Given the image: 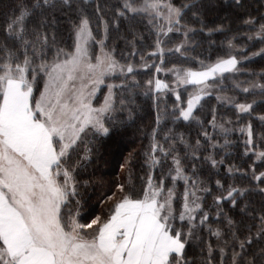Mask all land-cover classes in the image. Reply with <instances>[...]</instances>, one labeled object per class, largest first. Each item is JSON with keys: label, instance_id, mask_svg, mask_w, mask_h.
I'll return each instance as SVG.
<instances>
[{"label": "snow or ice", "instance_id": "snow-or-ice-1", "mask_svg": "<svg viewBox=\"0 0 264 264\" xmlns=\"http://www.w3.org/2000/svg\"><path fill=\"white\" fill-rule=\"evenodd\" d=\"M220 6L0 7V264H264V63L249 67L264 61V0H224L242 45L212 39L231 31L205 22ZM146 107L150 131L137 126ZM130 130L147 144L106 182L96 171L108 142ZM238 147L241 163H228ZM97 188L107 211L89 218Z\"/></svg>", "mask_w": 264, "mask_h": 264}, {"label": "trees", "instance_id": "trees-1", "mask_svg": "<svg viewBox=\"0 0 264 264\" xmlns=\"http://www.w3.org/2000/svg\"><path fill=\"white\" fill-rule=\"evenodd\" d=\"M109 2L114 4V3H117V0H109ZM174 2L180 3L182 2V0H174ZM230 2L231 0H229V3ZM7 3H9V0H0V7H3V5ZM219 3L221 6L218 7L215 12L208 13L205 18V22L208 23L210 26L216 23H224L227 27L231 29V31L224 33V34L215 33L213 34L212 39L216 41L217 47H219L220 41L224 40L226 36L231 37L233 34H236L238 43L241 45L244 44L245 39H246V37L244 36V31H245L244 26L242 25V23L237 21L234 17L230 18L231 20L230 23H229V20L223 19L225 16L229 15L230 10L226 6H224V0H219ZM256 7L257 5L253 4L252 10L255 11ZM0 23H2V19H0ZM196 26L199 27V25H196ZM65 35H67V33H65ZM150 42L151 41H149V43ZM259 46L260 45H257V47ZM203 47L205 49L204 55L206 56L208 55L206 51L207 45L205 44ZM253 50H256V49H253ZM197 51L200 52L201 49L198 48ZM117 56L118 57L120 56L119 52L117 53ZM214 58H215V54L213 55V59ZM136 60L138 61L139 57H136ZM260 63H264V61H260L259 58H257V63L249 65V67L255 68L256 71H259ZM168 66L170 67L171 63H169ZM152 71L154 72V69ZM150 75L151 73L141 70L137 78L143 81V80L150 78ZM159 75L162 79L166 78L169 80L170 78L169 76L166 77L164 73H160ZM245 78H246L245 76L239 77V79L241 80ZM229 86H230V83H229ZM181 92L183 93L184 97L187 98V92H184L183 88L181 89ZM241 98L243 99V96H241ZM248 99L251 100L252 97H248ZM257 99H259V97H257ZM172 102H174V97L169 96V107H171ZM212 103H215L214 99L212 100ZM209 107L210 105H206L204 108L200 110L199 114L205 118H209V111H208ZM221 112L223 113L224 110L221 109ZM230 114L231 113H229V115ZM260 114H264V109L257 108L256 112L254 113V117L259 116ZM141 115L143 119L137 121V126L141 128H145L148 131H150L151 126L154 122V113L152 112L150 108L146 107L145 113H142ZM254 122L257 126V130H259V121L255 120ZM237 136L238 134H234L233 139L237 140ZM146 144H147V140L141 137L139 133H135L133 130H130L124 137H122L118 141H115V142L109 141L108 146L106 147L105 156H104V160H106L107 162L100 163L97 166L96 175L98 177H102L103 180L106 182L115 179L118 175H120L119 163L123 162V158L127 156L129 152L134 151L137 154L142 153V147L143 145H146ZM242 153H243L242 147L233 148L232 156L229 157L228 163L240 164L241 163L240 156L242 155ZM250 163L251 161L245 159L244 166L247 167V165ZM223 167L224 166H222V170H223ZM101 190H102L101 188H97L95 192H91L90 190V194L92 195V200L90 201L89 207L86 210V215L89 218L92 215L100 214L102 212L106 214V211H107L106 207L102 206L96 199V197L99 195ZM208 202L211 203L210 197L208 199Z\"/></svg>", "mask_w": 264, "mask_h": 264}, {"label": "rangeland", "instance_id": "rangeland-1", "mask_svg": "<svg viewBox=\"0 0 264 264\" xmlns=\"http://www.w3.org/2000/svg\"><path fill=\"white\" fill-rule=\"evenodd\" d=\"M170 78H169V80H171L172 78H171V76L170 75H168ZM101 89L104 91H98L97 92V98H98V102H102L103 101V97H104V93H106V91H107V89H106V87L104 86V85H102L101 86ZM182 89V88H181ZM100 94H101V96H100Z\"/></svg>", "mask_w": 264, "mask_h": 264}]
</instances>
